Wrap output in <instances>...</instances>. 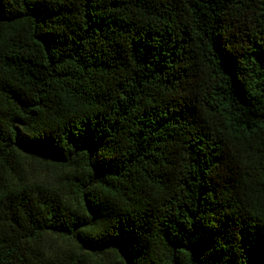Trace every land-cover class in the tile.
Listing matches in <instances>:
<instances>
[{
	"label": "trees",
	"instance_id": "16d2710c",
	"mask_svg": "<svg viewBox=\"0 0 264 264\" xmlns=\"http://www.w3.org/2000/svg\"><path fill=\"white\" fill-rule=\"evenodd\" d=\"M0 264H264V0H0Z\"/></svg>",
	"mask_w": 264,
	"mask_h": 264
}]
</instances>
